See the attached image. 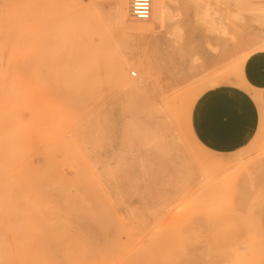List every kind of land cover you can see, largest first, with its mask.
Listing matches in <instances>:
<instances>
[{
    "label": "rangeland",
    "instance_id": "1",
    "mask_svg": "<svg viewBox=\"0 0 264 264\" xmlns=\"http://www.w3.org/2000/svg\"><path fill=\"white\" fill-rule=\"evenodd\" d=\"M25 1L0 0V264H264V116L227 153L186 123L264 49V16L169 0L140 33L115 0Z\"/></svg>",
    "mask_w": 264,
    "mask_h": 264
},
{
    "label": "crops",
    "instance_id": "2",
    "mask_svg": "<svg viewBox=\"0 0 264 264\" xmlns=\"http://www.w3.org/2000/svg\"><path fill=\"white\" fill-rule=\"evenodd\" d=\"M168 11L172 10L168 3ZM205 9L198 8L197 16ZM179 19L168 26L187 25ZM202 27V24L199 23ZM264 116V49L251 51L238 75L229 76L201 91L192 101L187 122L194 139L204 148L227 153L245 145Z\"/></svg>",
    "mask_w": 264,
    "mask_h": 264
},
{
    "label": "bare ground",
    "instance_id": "3",
    "mask_svg": "<svg viewBox=\"0 0 264 264\" xmlns=\"http://www.w3.org/2000/svg\"><path fill=\"white\" fill-rule=\"evenodd\" d=\"M77 1H79V0H77ZM168 1L169 0H150V4H151L150 15L147 19L141 20V19H136L131 15L130 10H129V0H115V9L113 11V14L116 17V20H117L116 22H117L119 27H121L123 29L124 28H134L136 30H140V33H144V32L150 31L153 28L151 26L152 21L154 24V21H157V19L162 18L166 14V12H168V9H167L168 8V6H167ZM236 1L239 5L240 11L237 14H234V16L241 17V15H244V14H253V15L255 14V15L264 16V4H262V3H264V0H261V1L236 0ZM69 4L67 3L66 0H52L49 2L45 1L44 14L46 11L54 12L55 10H57L58 5L62 6L63 8L67 6L70 9L72 4H70V5ZM36 6H37L36 0H26L25 1L24 7H25L26 11L32 10ZM89 11H91V8L87 7V8H79V10L77 9V11H75V12H77L80 16H83V15H86ZM128 18H131L132 20L135 21L134 25L129 23ZM199 18L202 20H206V22H208V23L210 22L211 24L216 25L217 20H216V18L211 16V13L209 11L208 6L205 7V9L201 13V16H199ZM54 69H57L56 65L54 68H52V69L49 68L48 70H50V72L53 73ZM53 74H55V73H53ZM205 79L206 78H200L199 80H197V82H193V83H192V81H190L187 83L186 88H188L192 85H195V84L196 85L197 84L201 85L204 83L206 84L207 79L206 80ZM192 101H191V103H192ZM191 103H190V105H191ZM190 105H189V107H190ZM188 111H189V109H188ZM171 123H173V120L171 121ZM186 123H187V118H186ZM188 127L189 126L187 124V128ZM262 131L264 133V127H263ZM191 136H192L193 140L195 142H197L194 139L192 133H191ZM67 264H75V263H67Z\"/></svg>",
    "mask_w": 264,
    "mask_h": 264
},
{
    "label": "built area",
    "instance_id": "4",
    "mask_svg": "<svg viewBox=\"0 0 264 264\" xmlns=\"http://www.w3.org/2000/svg\"><path fill=\"white\" fill-rule=\"evenodd\" d=\"M129 10L134 18L141 20L147 19L151 10L150 0H129Z\"/></svg>",
    "mask_w": 264,
    "mask_h": 264
}]
</instances>
